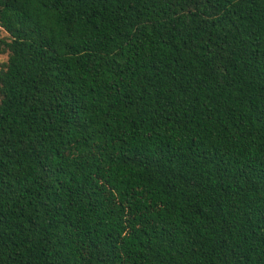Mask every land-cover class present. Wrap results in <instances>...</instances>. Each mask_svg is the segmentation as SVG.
<instances>
[{
    "label": "trees",
    "instance_id": "obj_1",
    "mask_svg": "<svg viewBox=\"0 0 264 264\" xmlns=\"http://www.w3.org/2000/svg\"><path fill=\"white\" fill-rule=\"evenodd\" d=\"M0 264H264V0H0Z\"/></svg>",
    "mask_w": 264,
    "mask_h": 264
},
{
    "label": "rangeland",
    "instance_id": "obj_2",
    "mask_svg": "<svg viewBox=\"0 0 264 264\" xmlns=\"http://www.w3.org/2000/svg\"><path fill=\"white\" fill-rule=\"evenodd\" d=\"M8 37V34L0 27V69L4 63L8 60V54L3 51V46L1 44V41L6 39Z\"/></svg>",
    "mask_w": 264,
    "mask_h": 264
}]
</instances>
